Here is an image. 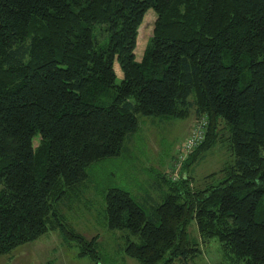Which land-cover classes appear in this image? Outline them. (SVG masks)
<instances>
[{"label": "trees", "instance_id": "16d2710c", "mask_svg": "<svg viewBox=\"0 0 264 264\" xmlns=\"http://www.w3.org/2000/svg\"><path fill=\"white\" fill-rule=\"evenodd\" d=\"M192 111L207 125L185 166L230 126L234 158L206 175L219 182L164 173L150 212L111 185L107 225L142 264L196 254L193 221L221 243V264H264V0H0V255L59 228L98 262V236L77 231L61 203L80 196L93 163L120 154L139 114Z\"/></svg>", "mask_w": 264, "mask_h": 264}, {"label": "rangeland", "instance_id": "374dc122", "mask_svg": "<svg viewBox=\"0 0 264 264\" xmlns=\"http://www.w3.org/2000/svg\"><path fill=\"white\" fill-rule=\"evenodd\" d=\"M155 19V11L149 9L139 27L136 47L139 60L152 35ZM115 69L117 82H120L123 74L117 61ZM199 120L194 111L184 117L171 118L139 114V126L127 136L120 154L93 163L80 196H72L61 203L67 221L77 231L88 238L98 236V262L88 255H80L78 242L55 228L11 252L1 254L0 264H142L124 253V230L111 229L107 225L103 194L111 185L122 186L129 189L150 212L152 205L161 200L167 189L160 183L163 179L159 178L164 173L173 180L187 173L194 187L219 182L220 174L206 175L218 172L234 158L228 137L230 126L227 124V129L226 122H221V137L213 147L186 166L184 161L194 149L184 159L179 158L185 152V139L200 125ZM189 230L199 250L185 259L176 258L171 264H221L225 260L217 238L203 240L195 221Z\"/></svg>", "mask_w": 264, "mask_h": 264}, {"label": "built area", "instance_id": "2783aa9c", "mask_svg": "<svg viewBox=\"0 0 264 264\" xmlns=\"http://www.w3.org/2000/svg\"><path fill=\"white\" fill-rule=\"evenodd\" d=\"M199 121H201L200 125L195 127L192 130V132L189 134V136L185 139V144H184L185 152L179 155L180 159H184L187 156V154L191 152L194 149V147H196L203 140L206 131L207 118H205V115H203L202 117H200Z\"/></svg>", "mask_w": 264, "mask_h": 264}]
</instances>
